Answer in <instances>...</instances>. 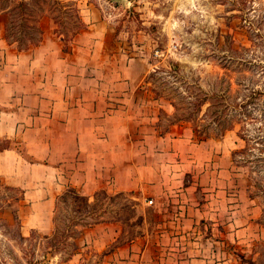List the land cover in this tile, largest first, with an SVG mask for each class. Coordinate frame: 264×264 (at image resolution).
I'll return each instance as SVG.
<instances>
[{
  "label": "rangeland",
  "instance_id": "1",
  "mask_svg": "<svg viewBox=\"0 0 264 264\" xmlns=\"http://www.w3.org/2000/svg\"><path fill=\"white\" fill-rule=\"evenodd\" d=\"M86 1L93 0H77L80 15ZM129 2L102 6L116 32L126 33L125 47L148 63L132 98L154 105L155 123L143 130L152 140L144 142L143 161L128 164H144L140 171L150 181L151 145L159 142L161 186L144 182L116 192L100 185L89 195L67 187L59 195L67 199L58 205L56 230L43 236L22 229L20 194L0 182V264L73 257L76 264H264V0ZM71 14L61 20L68 28L76 20ZM58 15L40 20L42 32ZM0 19L5 23L6 15ZM114 39L110 33L108 44ZM156 116H162L159 129ZM148 118L128 121L129 144L141 145L137 123ZM176 119L188 121L160 138ZM202 133L211 137L200 140ZM9 146L22 151L0 141V149ZM93 217L117 220L109 222L117 229L105 247L83 245L82 233L94 225L82 226ZM75 221L81 226L73 227Z\"/></svg>",
  "mask_w": 264,
  "mask_h": 264
},
{
  "label": "crops",
  "instance_id": "2",
  "mask_svg": "<svg viewBox=\"0 0 264 264\" xmlns=\"http://www.w3.org/2000/svg\"><path fill=\"white\" fill-rule=\"evenodd\" d=\"M98 1L101 5L85 2L80 16L86 29L66 45L51 22L39 46L18 51L5 41L0 19V141L22 149H0V182L22 191L17 207L22 229L43 236L54 228L56 199L67 187L89 195L100 185L116 192L137 190L144 182L161 186L159 142L151 145L150 181L140 171L144 164H128L143 161L144 142L152 140L151 132L143 130L155 123L154 105L132 98L148 63L125 47L126 33L116 32L112 13L102 7L116 6ZM110 33L115 39L109 45ZM137 116L149 117L137 123L140 146L126 138L128 121ZM116 229L115 223L94 225L82 233L83 245L105 247ZM74 258L59 264H76Z\"/></svg>",
  "mask_w": 264,
  "mask_h": 264
},
{
  "label": "trees",
  "instance_id": "3",
  "mask_svg": "<svg viewBox=\"0 0 264 264\" xmlns=\"http://www.w3.org/2000/svg\"><path fill=\"white\" fill-rule=\"evenodd\" d=\"M55 10L59 13V15L55 17L50 16L53 23L56 25L54 33L57 37H61L63 43L66 45L76 34L86 29V25L82 21L80 16L77 0H0V13H4L6 15V21L3 28L5 41L8 45H14L18 51H26L31 47L39 46L43 38V32L40 27V20L44 16H47V14H52ZM69 13H72L71 15H74L76 20L68 28V23L61 20L65 19L69 15ZM173 67L175 68V66ZM206 102L207 100L199 102L198 108ZM160 114L164 115L165 113L160 110ZM181 121L188 120L176 119L174 121H168V124L160 130V135L168 133L171 126L186 125L185 122ZM156 126L161 127L160 121H158ZM231 127L233 126L230 125L225 130H230ZM223 132L224 130L221 133ZM218 135L221 134H215V136ZM200 136H204L200 138V140H206L211 137V135L207 133H202ZM18 192L20 194L18 201H20L23 194L20 190H18ZM66 199V195L58 196L56 199L53 217V225L55 230L57 226L56 213L58 205L61 201H66ZM78 205L79 201L76 200L73 204V208L75 209L79 207ZM91 220L92 221L90 223L83 225L82 227H90L101 223L117 222V220L114 219L100 220L99 217H93ZM77 226H81V224L76 223L75 221V225L73 227Z\"/></svg>",
  "mask_w": 264,
  "mask_h": 264
},
{
  "label": "built area",
  "instance_id": "4",
  "mask_svg": "<svg viewBox=\"0 0 264 264\" xmlns=\"http://www.w3.org/2000/svg\"><path fill=\"white\" fill-rule=\"evenodd\" d=\"M157 54H158V53H157V52H155V55H156V56H157Z\"/></svg>",
  "mask_w": 264,
  "mask_h": 264
},
{
  "label": "water",
  "instance_id": "5",
  "mask_svg": "<svg viewBox=\"0 0 264 264\" xmlns=\"http://www.w3.org/2000/svg\"><path fill=\"white\" fill-rule=\"evenodd\" d=\"M110 1H117V0H110Z\"/></svg>",
  "mask_w": 264,
  "mask_h": 264
}]
</instances>
